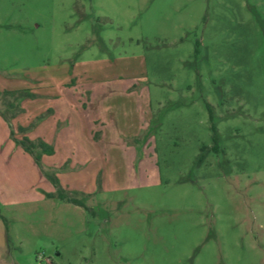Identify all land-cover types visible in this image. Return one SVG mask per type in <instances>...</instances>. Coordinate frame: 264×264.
Instances as JSON below:
<instances>
[{"label":"rangeland","instance_id":"obj_1","mask_svg":"<svg viewBox=\"0 0 264 264\" xmlns=\"http://www.w3.org/2000/svg\"><path fill=\"white\" fill-rule=\"evenodd\" d=\"M0 224V264H264V0H0Z\"/></svg>","mask_w":264,"mask_h":264},{"label":"trees","instance_id":"obj_2","mask_svg":"<svg viewBox=\"0 0 264 264\" xmlns=\"http://www.w3.org/2000/svg\"><path fill=\"white\" fill-rule=\"evenodd\" d=\"M19 130L21 132L23 131L22 128H19ZM15 142L17 144H19L24 149V151L29 153V154H34L36 147L41 148L45 152V154H52V149L49 146H47L41 140L38 141L37 144H34V143L30 142L27 139H22L21 141L15 140ZM36 157L39 158V155H36ZM47 178L51 181L52 185L56 189V191L54 193L47 194V197H49V198L56 197V198H58L60 200L66 201V202L74 204L76 206H83L77 199L69 197L64 192V190L61 188V186L59 185V183H58V181H57V179H56V177L54 175H52V176L51 175H47Z\"/></svg>","mask_w":264,"mask_h":264},{"label":"crops","instance_id":"obj_3","mask_svg":"<svg viewBox=\"0 0 264 264\" xmlns=\"http://www.w3.org/2000/svg\"><path fill=\"white\" fill-rule=\"evenodd\" d=\"M5 244H6V238L4 235V230L0 224V250H3L5 248Z\"/></svg>","mask_w":264,"mask_h":264}]
</instances>
